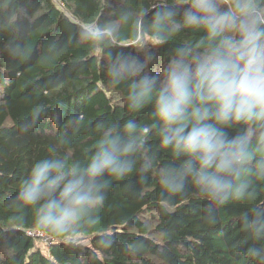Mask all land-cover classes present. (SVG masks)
I'll use <instances>...</instances> for the list:
<instances>
[{
	"label": "clouds",
	"instance_id": "1",
	"mask_svg": "<svg viewBox=\"0 0 264 264\" xmlns=\"http://www.w3.org/2000/svg\"><path fill=\"white\" fill-rule=\"evenodd\" d=\"M121 23L137 49L171 43L164 60L117 50ZM88 38L117 41L100 72L106 86L123 91L128 115L91 125L94 142L82 159L51 146L21 179L18 208L72 243L103 206L110 181L132 177L142 187L154 181L164 211L195 194L209 219L252 198L253 181H264V0H158L122 12ZM46 114L43 106L33 109L21 131ZM251 212V220H241L259 242L264 205ZM246 255L264 264V246Z\"/></svg>",
	"mask_w": 264,
	"mask_h": 264
},
{
	"label": "trees",
	"instance_id": "2",
	"mask_svg": "<svg viewBox=\"0 0 264 264\" xmlns=\"http://www.w3.org/2000/svg\"><path fill=\"white\" fill-rule=\"evenodd\" d=\"M157 2L0 0V264H256L246 253L264 240L255 241L241 218L251 220V209L264 205V181H253L251 199L227 204L212 219L195 194L164 211L154 181L147 187L132 177L110 181L103 206L72 243L40 228L31 210L15 205L21 179L51 146L82 159L94 142L91 125L128 115L123 91L106 86L100 72L117 41L88 34L118 21L122 12ZM130 31L121 23L117 50L146 60L154 53L162 62L172 47L137 49ZM38 106L46 116L22 132ZM147 116L143 111L140 120Z\"/></svg>",
	"mask_w": 264,
	"mask_h": 264
},
{
	"label": "built area",
	"instance_id": "3",
	"mask_svg": "<svg viewBox=\"0 0 264 264\" xmlns=\"http://www.w3.org/2000/svg\"><path fill=\"white\" fill-rule=\"evenodd\" d=\"M32 235H37L39 237H42V239L46 242L47 240H49V236L47 234H45L44 232H30Z\"/></svg>",
	"mask_w": 264,
	"mask_h": 264
},
{
	"label": "rangeland",
	"instance_id": "4",
	"mask_svg": "<svg viewBox=\"0 0 264 264\" xmlns=\"http://www.w3.org/2000/svg\"><path fill=\"white\" fill-rule=\"evenodd\" d=\"M47 235H48V234H47ZM48 236H49V238H50V235H48ZM41 239H42V238H41ZM40 242H42V243H43L44 241L40 240ZM43 245H44V243H43Z\"/></svg>",
	"mask_w": 264,
	"mask_h": 264
}]
</instances>
